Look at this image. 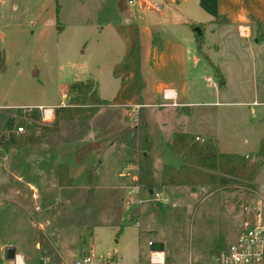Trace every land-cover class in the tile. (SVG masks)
I'll use <instances>...</instances> for the list:
<instances>
[{
	"label": "rangeland",
	"instance_id": "374dc122",
	"mask_svg": "<svg viewBox=\"0 0 264 264\" xmlns=\"http://www.w3.org/2000/svg\"><path fill=\"white\" fill-rule=\"evenodd\" d=\"M45 1L0 0V50L5 53L4 68L0 71V105L3 106L0 109V131L9 115H17L20 110L23 114L24 109L37 108L42 114L46 110L34 131L40 138L50 135L52 142L63 140V163L69 166L75 177L74 189L64 191L60 219L59 193L53 189L47 191L49 194L44 195L49 196L45 200L32 197L33 193L29 191L31 186L39 194L42 186L51 185L50 181H30L27 172L20 167L21 163L26 162L25 165L29 166L36 161L42 155V148L31 155L29 150H21L18 158L22 162L0 155V264L9 263L3 259V252L13 246L17 247V254H36L33 262H37L39 234L53 241L46 239L51 244L46 251L49 259L55 254V259L71 261L70 258L75 257L85 244L84 251L93 252L97 259L115 260L117 264H151L146 260L150 250L148 239H156L165 243L171 264H212L216 246L219 243L228 245L234 240L247 217L246 208L254 207L263 199L264 155L252 181L254 190L239 185L228 189L205 187L197 189V195L181 193L176 200L165 197L161 191L155 200H151L146 192L141 195L137 191L132 194L133 202L126 189L120 187L126 188L132 183L138 185V179L136 182L132 178L138 173L137 155H129L127 148L116 139L122 131L138 122L141 111L139 108L136 112H132L133 108H124V97L120 95L124 81L119 77L131 70L124 65L128 43H131L124 26L139 15H149V11L144 13L138 7V0H131L132 4L130 0H53L55 18L43 24L35 11ZM177 1L164 8L173 11L174 20H182L187 17L188 6L184 0ZM13 5L17 9H13ZM256 28L258 32H264L263 26ZM194 31L198 45H202L204 37ZM119 33L129 40H122ZM208 77L217 85L218 77L212 66L203 83L206 88L213 89L214 84L207 80ZM88 80L97 84L104 104L92 118L60 122L57 131L50 132L54 127L55 108L69 103V87ZM245 89L248 91L243 96L247 97L248 86ZM125 93L130 94V91ZM257 100H263V96ZM40 104L48 107L41 106L43 110H40ZM54 105L57 106L52 107ZM259 108L202 109L201 115L206 111L205 115L212 120L201 123L204 131L200 134L205 140L218 142L222 152L248 155L251 161H257L264 140V120L259 116L264 113L260 111L257 117H250L253 110ZM219 109L223 112L220 128L217 127ZM162 112L149 111L146 115L153 141L151 156L156 159L158 167L166 164L179 168L183 159L167 143L169 128L162 127L163 122L172 120L173 112L168 109ZM198 115L197 111L194 112L193 119ZM21 121L19 117L17 123ZM21 126L22 132L19 131ZM21 126L15 127V133L27 135L29 129ZM90 143L98 146L76 164V151ZM36 165L33 170L40 173L41 169ZM89 171H95L99 189H95L92 207L85 202L86 173ZM156 175L159 177V170ZM112 189L116 193L111 194L110 202L106 201V194ZM67 195L71 196L70 200L66 199ZM136 205L140 225H135L129 215L120 216L125 208ZM45 207L51 209V216L44 227L46 231H41L35 222L42 223ZM157 213L163 214L164 220ZM141 247L145 256L140 255ZM61 249L70 258L61 256Z\"/></svg>",
	"mask_w": 264,
	"mask_h": 264
},
{
	"label": "crops",
	"instance_id": "0c3cea01",
	"mask_svg": "<svg viewBox=\"0 0 264 264\" xmlns=\"http://www.w3.org/2000/svg\"><path fill=\"white\" fill-rule=\"evenodd\" d=\"M151 2L158 6L157 10L140 8L144 13L149 11V15H139L134 21L128 22L130 23L129 25L124 26V31L130 36L129 38L131 41V43H128L129 48L124 56V65L127 66L128 69H131V72L126 70V72L119 77L124 81L120 87V95L124 97L125 102L122 103L125 109L142 108L145 116L149 111L163 113L162 111L164 109H168L173 112V115H171L172 120L162 123L163 128H169V130L166 131L167 143L169 144L174 133L179 130L192 134L196 136L197 139L204 141L205 138L200 134L202 133L201 131H204L201 123L204 124L208 119H212L208 117V115H205L206 111H203V115H201L200 112L207 107H260L259 109H252L255 113L252 112L251 119L253 116L257 117L260 111L264 113V32H258L256 28L257 25L254 22V20H257L261 23V26L264 27V0H184L188 6V12L186 13L187 17L182 20H174L173 11L169 8L166 11L164 8L169 5V3H171V6L178 3L177 0H151ZM53 7V0H47L35 11L36 15L41 18L43 24L55 18ZM13 9H17V6L14 7L13 5ZM47 9H49V13ZM197 28L201 29L200 36L204 37L202 45H198L194 35V29L196 30ZM119 36L124 41L129 40L123 33H119ZM136 39L139 41V69L144 82L141 95L138 93L136 63L134 57H132V53L136 46ZM203 56L206 57L205 60ZM211 66L220 70L225 83L220 86L217 80L216 85V81L214 80L213 82V80L208 77L207 80L214 84L213 89H208L204 85L203 79L205 80V75L211 71ZM259 81H261V83ZM230 85H232L233 88ZM246 86H248L249 92L248 96L244 97L243 95H246L248 91L245 89ZM128 90L130 94L125 93ZM166 90L172 93L171 98L168 100L164 96ZM134 91H136V94H134ZM240 93L242 95L238 96ZM127 95H129L128 98ZM260 95L263 96V100L261 101L257 100V98H260ZM41 106L48 107L43 104H40L38 107L40 108ZM56 106L54 105L52 107ZM2 107L3 106L0 105V109ZM31 110L32 109H24V112H29ZM196 111L199 115L198 117L195 116L193 119V113ZM39 114L40 116L43 115L42 112H39ZM217 114L219 120L217 127L220 128L222 126L223 112L219 109ZM259 117L264 120V114ZM10 118L18 119L19 117L18 114L9 115L5 119V122ZM195 119H197V121ZM192 120H194V122H192ZM5 122L0 132L4 129ZM14 130L12 133L16 136H28L30 134L29 131L27 135H18ZM49 136L50 135H46V137L41 138L40 142L36 144H28L22 147H0V155L3 154L5 157L12 158V160L17 159L21 161L20 157L18 158V154L21 150L27 149L31 155L36 150H41L42 148V155L40 154L41 156L36 159V161H33L29 166L25 165L26 162H24L25 164L23 165L21 163L20 167L23 171L27 172V177H29L30 181L39 182L40 180L42 183L50 181L51 185L42 186V189L38 192L39 194H37V191H34V188L31 186L29 191L33 193L32 197H41L45 200H47V196L49 195L45 196L44 194H49L52 189L59 193L58 215L61 219V210H59V208L63 203L64 191L74 189L75 177H73L69 166L63 163V140H55L52 142V138ZM216 144L220 150L219 143L216 142ZM220 152L222 151L220 150ZM153 159L155 176L156 179H159L161 169L166 164L158 167L155 164L156 159ZM35 163L37 164L36 167L41 169L40 173H36L33 170L35 169ZM13 165L16 166L14 162ZM61 165H67L69 168L70 176L74 181L71 186L63 187L59 183V168ZM157 170H159V177L156 175ZM132 178L137 182L138 173ZM16 179L18 180L19 178ZM132 184L126 188H123L122 185L120 187L121 190L126 189V194L131 196L132 201V194L134 192L140 191L139 194H146L140 185ZM86 186L88 191V185ZM96 188L98 189V186H96ZM115 191V189L110 190V192L106 194L105 200L110 202V199H112L111 194H115ZM129 191L132 192L128 193ZM160 191L165 197L174 200H176L181 193L185 192H192L194 195H197L195 191L193 192L192 189L187 187H160L156 190L157 194H159ZM70 197L71 196L67 195L66 199L70 200ZM152 199L155 200L156 195L155 198H151V200ZM154 206L155 204H153V207ZM136 208L137 205L133 208H125L124 212H120V216L129 215L132 221L136 223L135 225H140V213L138 214L135 210ZM50 211L51 209L45 207L42 223L41 221L39 223L35 222L38 230L41 229V231H46L45 225H48V221L50 220ZM157 215L160 219L164 220L163 214L157 213ZM44 222L45 224H43ZM43 236L45 237V235L41 237L39 234L38 243L36 244L39 258L37 262H33L36 258V254L21 253L27 262L29 264H39L44 260L51 262L65 260L59 258L55 259V254L50 259L47 257L49 254L46 253V251L51 244L49 245L46 239L49 241H52V239H49L47 236L43 238ZM149 242H162L165 245L162 240L148 239V244ZM13 247L17 252V247ZM8 248L3 252V259L5 260H7L6 253ZM84 250L85 244L83 249H78V254L73 258L66 256L62 249L60 250V254L61 256L69 257L70 260H73L89 252ZM49 252H51V250ZM140 253L141 256L145 254L142 247ZM151 253V250H149V256L147 255L146 260H150ZM162 254L160 258L164 260L165 263L171 264L168 252L164 251ZM110 263L117 264L115 260H110ZM140 264H142V262H140Z\"/></svg>",
	"mask_w": 264,
	"mask_h": 264
},
{
	"label": "trees",
	"instance_id": "16d2710c",
	"mask_svg": "<svg viewBox=\"0 0 264 264\" xmlns=\"http://www.w3.org/2000/svg\"><path fill=\"white\" fill-rule=\"evenodd\" d=\"M254 22L258 28L261 27L259 21L254 20ZM139 49V41L136 39V46L132 57H134L136 63L138 93L141 95L144 82L139 69ZM4 63L5 53L3 50H0V71L4 68ZM214 70L218 77V84L220 86L224 85L225 80L220 70L216 67H214ZM68 97L69 103L66 106L55 108L54 127L50 132H56L60 122L92 118L96 110L104 104V101L99 96L97 84L91 80L72 84L69 87ZM140 111L138 122L122 131L116 141L127 148L129 155H133V153L137 155V184L145 190L150 198H155L158 188L167 186L187 187L196 191L205 187L228 189L229 186L239 185V187H251L254 190L252 181L262 162L264 140L261 150L256 157L258 160L251 161L250 157L246 155L220 152L214 140L201 141L196 136L185 131H176L170 145L174 152L183 158V165L179 168L168 165L163 166L160 178L156 179L154 159L151 156L153 141L145 113L142 108ZM22 112V110L18 112V117L22 118L21 122L17 123L18 119L15 118H10L6 121L4 129L0 132V147H22L40 142L41 138L34 131L39 127L38 122L41 120L39 109L34 108L23 114ZM17 125H25L29 129L30 134L28 136L14 135L12 131ZM21 127L23 128V126ZM46 130L49 131L48 129ZM97 146V143H90L77 150L76 162L81 163ZM94 172L89 171L87 173L88 191L85 202L89 207L95 204V196L93 197V195L96 192V176ZM73 182L68 166L61 165L59 168L60 185L63 187L71 186ZM226 247L225 243H219L213 251V257H216Z\"/></svg>",
	"mask_w": 264,
	"mask_h": 264
},
{
	"label": "built area",
	"instance_id": "2783aa9c",
	"mask_svg": "<svg viewBox=\"0 0 264 264\" xmlns=\"http://www.w3.org/2000/svg\"><path fill=\"white\" fill-rule=\"evenodd\" d=\"M175 1V0H170ZM130 4L133 1H129ZM138 7L141 9L157 10L158 6L151 0H138ZM1 35V32H0ZM171 92H164L165 98H171ZM138 108H133L132 112H136ZM40 110H43L40 107ZM43 114L46 110H43ZM22 132L23 128L19 127ZM156 195V194H155ZM158 196V194L156 195ZM248 214L243 221L242 230L232 240L225 249L214 257L212 264H264V197L259 204L254 207L246 208ZM151 244V243H149ZM151 253V264H165L164 260L154 258ZM7 264H29L22 254H15L14 258L7 260ZM39 264H112L106 259H97L93 252L83 254L71 261L62 260L59 262L42 261Z\"/></svg>",
	"mask_w": 264,
	"mask_h": 264
},
{
	"label": "water",
	"instance_id": "95a60500",
	"mask_svg": "<svg viewBox=\"0 0 264 264\" xmlns=\"http://www.w3.org/2000/svg\"><path fill=\"white\" fill-rule=\"evenodd\" d=\"M196 30L198 31V33L200 35L201 34L200 29L197 28ZM151 193H153V191H151ZM150 250L153 253H164L165 247H164V244L162 242H154V243L150 244ZM15 253H16V249L14 247L8 248L7 253H6V259L7 260L13 259L15 256Z\"/></svg>",
	"mask_w": 264,
	"mask_h": 264
},
{
	"label": "bare ground",
	"instance_id": "6f19581e",
	"mask_svg": "<svg viewBox=\"0 0 264 264\" xmlns=\"http://www.w3.org/2000/svg\"><path fill=\"white\" fill-rule=\"evenodd\" d=\"M51 117V116H50ZM50 119V118H49ZM162 253H154V258H156V259H159L160 258V256L162 257ZM161 259V258H160Z\"/></svg>",
	"mask_w": 264,
	"mask_h": 264
}]
</instances>
